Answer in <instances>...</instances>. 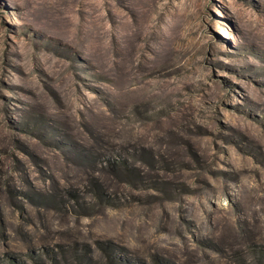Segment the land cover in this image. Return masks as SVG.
Segmentation results:
<instances>
[{"label": "rangeland", "instance_id": "374dc122", "mask_svg": "<svg viewBox=\"0 0 264 264\" xmlns=\"http://www.w3.org/2000/svg\"><path fill=\"white\" fill-rule=\"evenodd\" d=\"M0 264H264V0H0Z\"/></svg>", "mask_w": 264, "mask_h": 264}]
</instances>
